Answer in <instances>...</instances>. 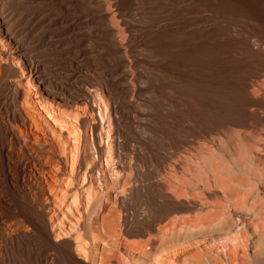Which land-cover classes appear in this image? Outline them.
Segmentation results:
<instances>
[{
    "label": "bare ground",
    "instance_id": "obj_1",
    "mask_svg": "<svg viewBox=\"0 0 264 264\" xmlns=\"http://www.w3.org/2000/svg\"><path fill=\"white\" fill-rule=\"evenodd\" d=\"M136 5L0 0V264H264V0Z\"/></svg>",
    "mask_w": 264,
    "mask_h": 264
},
{
    "label": "rangeland",
    "instance_id": "obj_2",
    "mask_svg": "<svg viewBox=\"0 0 264 264\" xmlns=\"http://www.w3.org/2000/svg\"><path fill=\"white\" fill-rule=\"evenodd\" d=\"M137 2V5L135 7L134 13H136L137 18H147L152 13L156 12V9L158 8V13L161 17H165L169 14L177 15L179 18H188L191 16L190 10H191V0H135ZM244 10L246 8H243ZM185 30V28L180 25V30ZM132 30L135 31L136 28L132 27ZM133 50L140 53V54H146V50L143 46H133ZM144 52V53H143ZM62 62H64L67 66L72 67L74 69L75 75L74 80L71 78V83H74L76 87L83 88L82 79H90V75L92 72L97 68V65L93 63L94 59L90 58L88 54L81 55L78 59H76L75 56L72 54H66L61 59ZM74 61L75 64L78 66L71 64V62ZM92 62V63H91ZM143 64V63H142ZM127 65V63H126ZM146 69L149 70L150 66L145 65ZM90 71H89V70ZM126 70L127 66L125 67ZM96 71V70H95ZM244 79V72H240L236 78L237 84L240 83ZM58 91L57 89H54ZM81 90V89H78ZM142 102L141 100H138V102ZM237 111L240 112V110L237 108ZM2 175V162L0 159V179Z\"/></svg>",
    "mask_w": 264,
    "mask_h": 264
}]
</instances>
